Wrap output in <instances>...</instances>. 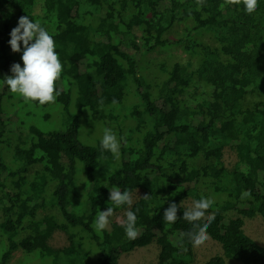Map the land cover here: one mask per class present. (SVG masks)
Listing matches in <instances>:
<instances>
[{"label":"trees","instance_id":"1","mask_svg":"<svg viewBox=\"0 0 264 264\" xmlns=\"http://www.w3.org/2000/svg\"><path fill=\"white\" fill-rule=\"evenodd\" d=\"M26 15L55 42L62 72L54 103L63 131L28 126L11 135L13 111L23 118L33 105L53 103L25 102L3 84L11 66L22 64L8 41ZM178 24L190 27L168 38ZM171 46L189 59L159 62L147 82L143 55ZM82 126L90 145L79 141ZM105 128L120 140L119 158L100 148ZM226 148L238 159L230 169ZM114 188L131 193L135 239L126 237L123 220L101 232L92 227ZM202 195L214 202L194 228L182 218L183 202ZM171 202L177 219L167 223ZM122 210L129 206L113 214ZM231 210L239 216L226 215ZM209 213L207 236L223 252L203 264H264V245L244 230L246 218L264 219V0L251 13L237 0H0V264L16 251L50 264H118L151 245L158 264H195L187 233ZM57 231L68 235V246H51Z\"/></svg>","mask_w":264,"mask_h":264},{"label":"clouds","instance_id":"2","mask_svg":"<svg viewBox=\"0 0 264 264\" xmlns=\"http://www.w3.org/2000/svg\"><path fill=\"white\" fill-rule=\"evenodd\" d=\"M203 0H197L198 6ZM242 3L246 13L254 12L258 7L259 0H237ZM8 41L13 52L21 53V63H14L11 66V75L5 76L3 84L7 86L10 93L21 97L25 102H36L40 105L54 102L59 95L55 82L62 72V64L55 51L53 36L49 34L39 19L33 21L28 15L18 18L17 24L9 33ZM23 45V50L21 49ZM122 139V138H121ZM120 140L110 128H105L100 140V148L110 152L114 158L120 155ZM108 201L110 207L100 210L94 218L92 227L97 232L106 230L109 227L110 217L114 208L124 205L129 206L122 221L124 233L129 240L137 237L136 213L130 210L132 205L131 193L125 189H112L109 191ZM211 196H201L192 202L191 207L183 211L182 218L197 227L194 222L204 220L205 210L213 204ZM178 205L175 202L169 203L163 211V220L167 223H174L177 219ZM214 217L208 214L207 221L199 224L198 230L187 233L190 243L199 246L206 238V229Z\"/></svg>","mask_w":264,"mask_h":264},{"label":"rangeland","instance_id":"3","mask_svg":"<svg viewBox=\"0 0 264 264\" xmlns=\"http://www.w3.org/2000/svg\"><path fill=\"white\" fill-rule=\"evenodd\" d=\"M190 27V25L178 24L170 33L167 35L168 38L173 39L177 38L180 35L184 34L186 28ZM172 55L178 56L179 58L172 57ZM189 59L188 54L183 52V49L178 46H171L166 48H159L155 51H152L146 55H143L141 59V72L145 75L147 82L155 79V70L154 67L159 64V62L165 61L167 64H173V62L180 60L181 62H186ZM22 66V64H21ZM198 92L203 91L202 84L197 83ZM74 98V97H73ZM75 99V98H74ZM16 102V100L14 99ZM5 104L12 110L10 104L11 101L8 100ZM33 111L25 110V114L28 112V116L21 118L23 112H18V114H13L12 112L10 116V124H11V135H17L19 133H26L29 127H35L43 132L49 133L54 131H63L66 126L64 124V117L60 114V109L56 103L50 104L46 108H39L33 105ZM50 115L49 119H46L45 116ZM119 121H123V117L119 118ZM85 124V123H84ZM29 126V127H28ZM115 124L111 125V128H114ZM125 127V126H124ZM116 135V134H115ZM84 136H86V128L83 129V126L80 127L78 138L79 141L85 145H90L88 140H84ZM117 136V135H116ZM88 142V143H87ZM236 154L230 148L225 149L224 154V162L227 168H233L237 162ZM63 163L68 166V159L63 156ZM141 193L138 192L135 196L137 197ZM193 198H188L183 202V205L188 208L191 207ZM126 210L118 211L110 217V221H122L125 217ZM226 215L230 217H238V213L234 210L226 212ZM1 221V215H0ZM245 233L250 236L253 240H255L259 245H264V219L261 215H257L256 217L249 219H245L244 225ZM51 246L55 248H62L69 245L68 235L64 232L57 231L52 239L50 240ZM4 247L3 236L0 231V249ZM158 248L155 245H151L145 248L136 249L130 254H123L118 264H158ZM221 245L212 240L209 236L199 245L196 246V261L195 264H203L210 258L215 255L222 254ZM48 258H38L35 254H26L21 251H16L12 255V258L8 262V264H50ZM227 264H242L238 261L227 259Z\"/></svg>","mask_w":264,"mask_h":264}]
</instances>
